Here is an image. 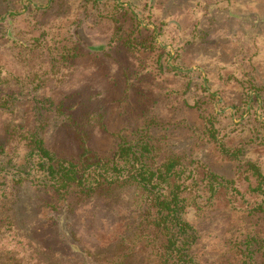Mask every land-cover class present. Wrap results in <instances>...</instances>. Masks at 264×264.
<instances>
[{
    "label": "rangeland",
    "instance_id": "rangeland-1",
    "mask_svg": "<svg viewBox=\"0 0 264 264\" xmlns=\"http://www.w3.org/2000/svg\"><path fill=\"white\" fill-rule=\"evenodd\" d=\"M260 32L264 0H0V96L9 106L0 109V264H159L133 190L112 201L59 200L32 172L20 182L16 168L29 133L71 159L82 146L109 153L117 135L133 139L139 129L160 147L158 159L177 155L196 179L207 170L233 184L189 196L192 264H264V241L244 246L264 240V213L254 211L261 196L245 174L254 164L264 175V132L249 136L264 93L249 121L243 97L264 90V60L250 77L242 63L230 67L252 50L227 38ZM211 116L218 141L242 148L236 160L205 133Z\"/></svg>",
    "mask_w": 264,
    "mask_h": 264
},
{
    "label": "trees",
    "instance_id": "trees-1",
    "mask_svg": "<svg viewBox=\"0 0 264 264\" xmlns=\"http://www.w3.org/2000/svg\"><path fill=\"white\" fill-rule=\"evenodd\" d=\"M159 63L160 60H156L152 65L156 67ZM167 68L170 67L167 65ZM174 70L180 74L178 69ZM4 96H0V109L9 107L8 102L1 100ZM204 121L205 133L215 140L219 152L236 160L242 148H228L218 141L220 135H216L212 118H204ZM24 139L26 152L16 166L24 173L20 182L31 177L32 172L36 175L37 185L49 188L59 200L73 196L84 202L92 197L112 201L124 189L137 193L139 225L151 230L149 243L155 252H159L156 255L159 264L193 263L189 248L196 241L197 233L186 218L191 205L189 196L199 192L200 185L207 188L210 194L214 185L233 186L232 182H222L207 170H203L200 180L196 179V169L184 163L180 156L166 155L158 159L161 156L160 147L142 129L135 131L133 139L117 135L116 145L109 153L100 154L82 146L79 155L71 159L46 149L43 140L35 133H29ZM261 143L264 144V138ZM4 157L5 147L0 144V158ZM9 164H12L10 158ZM5 170L3 166L2 172ZM245 174L255 178L253 189L261 196L254 211L264 213V175L254 164L246 166ZM158 235L161 240L157 239ZM258 240L247 238L245 249L249 250L264 241ZM258 247L264 246L260 244Z\"/></svg>",
    "mask_w": 264,
    "mask_h": 264
},
{
    "label": "crops",
    "instance_id": "crops-1",
    "mask_svg": "<svg viewBox=\"0 0 264 264\" xmlns=\"http://www.w3.org/2000/svg\"><path fill=\"white\" fill-rule=\"evenodd\" d=\"M254 30H256V29H253L251 31L254 32ZM253 35H254V38H252ZM260 35H262L264 37V34L261 33V32L256 34V35L255 34H250V35L249 34H245V35H243V39L242 40H237V37L233 36L232 34H230L229 37H227L228 39L234 41V43L239 42V41H243L244 44H247L246 49L248 47L249 49L252 50V51H249L247 49V53L246 54H241L242 56H240V55L236 56L234 62L229 65L230 67H234L235 62L236 63H242L240 66H245L244 70H245L246 74L248 75V77H250L254 73H256V72H254L252 70V68H251L252 65H256V64L259 65L264 60V59L260 60V56L264 53V51L262 52L260 49H258L257 45L255 44V43L259 42L258 37H260ZM232 36H233V39H232ZM247 41H248V43H246ZM232 46H233V44H232ZM243 56H245V57H243ZM236 59H239L240 61H237ZM237 65H239V64H237ZM195 67H197V66L193 65V68H195ZM258 72H261V71H258ZM263 91L264 90L259 89L257 87H252L251 89L250 88L243 89V97H245V99H246L245 100L246 101V104H245L246 107H245L244 118L245 119L248 118V121L250 119L251 112L253 111V109H251V106H253V104L261 106L260 97L263 96V93H264ZM211 95L214 96V94H212V93H211ZM255 109H256V107H255ZM258 109L259 110L256 111V113L252 114V115H254L253 121L255 122V128H253V129H255L256 131H252L251 132V135H249L251 137H253L252 134H255V136L258 137L259 136L258 132L260 130L262 132H264V121H262V119H264V117L260 116L259 113H258L260 111V107ZM213 114H214V116H217L218 112L212 113L211 115L213 116ZM212 116H211V118H212V121L214 123V118ZM258 121H260V128L258 126ZM262 138H264V137H262ZM261 139H260V144L264 146V144L261 143Z\"/></svg>",
    "mask_w": 264,
    "mask_h": 264
}]
</instances>
